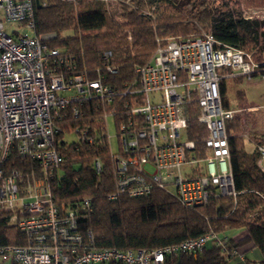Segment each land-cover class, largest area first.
<instances>
[{
	"label": "built area",
	"instance_id": "obj_1",
	"mask_svg": "<svg viewBox=\"0 0 264 264\" xmlns=\"http://www.w3.org/2000/svg\"><path fill=\"white\" fill-rule=\"evenodd\" d=\"M56 37L37 34L35 0H0V213H7L9 224L26 237L25 245L0 246L2 261L163 264L166 255L196 254L214 244L247 264L246 253L230 249V236L215 230L156 249L93 247L92 234L85 239L78 230L76 209L62 211L56 205L52 181L63 174V145L106 141L116 175L109 200L147 196L158 188L195 208L214 196H235L227 124L240 110L224 106L220 84L224 77L264 80V62L255 59V50L223 44L208 30L189 38H157L150 61L136 65L133 80L118 88L104 81L106 73L118 72L111 51L104 52L102 67L80 70L75 55L52 45ZM98 103L100 116L64 127L70 117L87 118L86 106L98 109ZM193 104L205 130L202 146L189 136ZM110 118L117 129L116 152ZM71 134L76 139L69 142ZM257 150L264 173V144ZM16 158L25 164L16 166ZM104 166L98 157L91 167L100 175ZM80 204L90 208V199Z\"/></svg>",
	"mask_w": 264,
	"mask_h": 264
},
{
	"label": "trees",
	"instance_id": "obj_2",
	"mask_svg": "<svg viewBox=\"0 0 264 264\" xmlns=\"http://www.w3.org/2000/svg\"><path fill=\"white\" fill-rule=\"evenodd\" d=\"M43 1H46L45 5ZM145 2L152 9L151 14L143 12L140 1L135 6L123 2V19L118 22L101 0H40L42 6L35 5L36 32L56 33L52 45L75 55L80 70L102 67L104 52L111 51L110 62L118 67V72L114 75L106 73L104 81L118 88L133 80L136 65L150 61L158 46L157 38L164 41L169 36L189 38L199 35L201 32L195 20L223 44L246 51L256 49L255 59L263 61L264 22L246 18L238 2ZM188 5L191 6L189 13L182 12ZM221 94L224 102L223 83ZM98 106L94 109L88 104L85 108L87 118L70 117L63 122L64 127L73 128L92 121L102 113L103 106L99 103ZM227 126L235 196H214L207 204L195 208L182 206L171 193L158 188L147 196L122 195L109 200L108 195L115 190L116 175L107 142L103 141L99 145L77 147L65 144L61 147L63 174L52 181L55 203L62 211L76 209L79 232L85 239L90 232L92 246L96 248L156 249L215 230L230 236V249L247 245L245 253L256 250L258 259L246 254L247 264H264V173L257 165L259 152L257 149L247 151L239 122L234 119ZM189 136L202 146L205 130L197 121L194 104L191 106ZM98 157L105 164L100 175L91 167ZM15 160L18 167L25 164L23 158ZM86 198L90 199V208L80 204ZM234 230L244 233L237 237L230 233ZM25 244V235L9 224L7 213H0V246ZM163 264L237 263L229 253L208 244L196 254L166 255Z\"/></svg>",
	"mask_w": 264,
	"mask_h": 264
},
{
	"label": "rangeland",
	"instance_id": "obj_3",
	"mask_svg": "<svg viewBox=\"0 0 264 264\" xmlns=\"http://www.w3.org/2000/svg\"><path fill=\"white\" fill-rule=\"evenodd\" d=\"M78 1V0H77ZM102 1V0H101ZM140 1L141 7L144 13L151 12L152 9L148 7L145 0H134V4H129L130 6H135L136 2ZM214 4H218L222 1H232L238 2L242 8L243 14L248 16L252 20H258L264 22V0H212ZM104 2V1H103ZM106 4V3H105ZM123 1L110 2L109 6L106 5L109 14L113 19L120 22L122 21ZM191 6L188 5L182 12L189 13ZM189 19H192L191 15L188 14ZM200 32H206L203 24L199 20H195ZM8 29H13V26L7 25ZM66 34V33H65ZM68 34V33H67ZM256 50V49H254ZM264 59V53L261 54ZM227 82V100L230 102L232 108L238 111L235 120L239 122L241 128V135L245 141V148L247 151L252 152L257 149L258 144H264V80L260 76L256 75L252 79L247 77H242L241 79L228 78ZM230 106V107H231ZM108 132L111 136L112 150L116 152L118 150V137L117 129L114 121L110 118L108 120ZM67 140L72 142L76 139L74 134L68 135ZM231 235H236L240 237L241 230H234L230 232ZM239 234V235H237ZM244 247H240L242 251L245 252ZM248 247V246H247ZM251 257L255 258V254H250ZM257 255V253H256ZM238 264V261L234 259Z\"/></svg>",
	"mask_w": 264,
	"mask_h": 264
},
{
	"label": "crops",
	"instance_id": "obj_4",
	"mask_svg": "<svg viewBox=\"0 0 264 264\" xmlns=\"http://www.w3.org/2000/svg\"><path fill=\"white\" fill-rule=\"evenodd\" d=\"M262 62H264V59H263V61ZM223 73H226V70H223ZM244 78L245 76H238V77H224L223 79H222V81H221V84H220V89H221V85H222V83L225 85V95H224V106L226 107V108H230V109H235V108H232V106L230 105V102L227 100L228 98H227V79L228 78H235V79H241V78ZM254 77V76H253ZM253 77H247L249 80L250 79H252ZM231 106V107H230ZM242 233H244V232H241V233H239L240 235L242 234ZM238 234V235H239ZM255 254V257H256V259H258V256L259 255H256V250H252V251H249V252H247L246 254L247 255H249L250 256V254ZM0 264H16V263H10V262H7V261H2V259L0 258Z\"/></svg>",
	"mask_w": 264,
	"mask_h": 264
},
{
	"label": "water",
	"instance_id": "obj_5",
	"mask_svg": "<svg viewBox=\"0 0 264 264\" xmlns=\"http://www.w3.org/2000/svg\"><path fill=\"white\" fill-rule=\"evenodd\" d=\"M36 7L40 8L42 5L40 3V0H35Z\"/></svg>",
	"mask_w": 264,
	"mask_h": 264
}]
</instances>
